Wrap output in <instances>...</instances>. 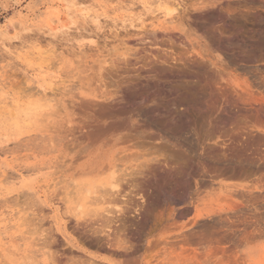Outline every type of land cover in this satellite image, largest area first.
<instances>
[{"label":"rangeland","instance_id":"374dc122","mask_svg":"<svg viewBox=\"0 0 264 264\" xmlns=\"http://www.w3.org/2000/svg\"><path fill=\"white\" fill-rule=\"evenodd\" d=\"M168 53L181 61L194 60L191 77L186 78L189 83L182 80L194 94L198 133L211 134L206 143L215 150L204 154L198 145L192 149L183 141L191 135L194 144V129L180 134L178 149L190 158H178L181 162L163 148L154 153L139 148L143 158L132 155L126 145L108 146L112 171L100 183L107 188L99 186L84 200L76 189L77 162H72L82 140L80 134L68 131L76 125L71 120L82 113L74 112L70 101L99 95L112 109L99 118L100 124L107 128L113 122L121 124L129 117L133 64L140 70L135 72L139 82L156 69L159 73ZM202 71L220 103L209 88L203 89ZM152 98L149 105L159 104L157 117L147 118L151 130L163 135L159 121L166 114L165 95L156 93ZM255 108L264 115V0H0V264H132L133 253L141 264H264V131L254 127ZM222 114L230 117L227 123L221 121ZM95 132L92 128L87 135ZM109 132L105 134L124 135ZM168 154L173 161L167 164ZM247 159L254 162L253 173L245 178L219 171L238 161L248 166ZM164 168L189 184L186 189L184 183L164 185L178 199L187 198V204L174 203L178 210L172 215L180 219L164 222L141 241L139 231L146 220L154 216L160 220L161 212L166 217L171 209L156 186L155 177ZM121 191L131 192L125 194L131 198L126 204ZM106 217L112 223L105 222ZM187 223L190 226L184 227ZM183 231L187 238L191 233L188 241L193 244L169 239ZM134 246L140 247L137 253ZM218 246L227 252L219 253Z\"/></svg>","mask_w":264,"mask_h":264},{"label":"bare ground","instance_id":"6f19581e","mask_svg":"<svg viewBox=\"0 0 264 264\" xmlns=\"http://www.w3.org/2000/svg\"><path fill=\"white\" fill-rule=\"evenodd\" d=\"M165 20V19H164ZM170 20V19H169ZM168 20V21H169ZM165 21H167V20H165ZM163 23H164V21H162ZM167 23V22H166ZM165 24V23H164ZM253 30V29H252ZM259 30V29H258ZM262 32V31H261ZM262 39V38H261ZM256 42V41H255ZM220 44H222V43H220ZM220 47H222V46H220ZM133 54V53H132ZM173 53H168V54H166L165 56H163V60H162V62H161V65H160V67H159V73L157 72L156 73V71H158L157 69H156V71H155V73H153V74H148V75H145V76H143V78L139 81V82H136V78H135V76H136V74H135V72H136V70L138 71L139 69H136V67H135V65L136 64H133V66H132V68L130 69V76H131V80H130V82H129V90H128V95H127V102H128V110H126L127 112H129V117H128V120L127 121H124V122H121V124L120 123H118V124H114L115 122H113V124L111 125V126H109V128H107V127H104V126H102L103 124H100V117H103L104 115H107L108 113H110L111 111H112V109L110 108V106L107 104V103H105L104 101H102L101 100V98L100 97H98V96H92V97H87V96H83V95H81V96H78V97H76L75 99H72V101H70V102H72L71 103V105L70 106H72V108L74 109V112L76 111H78V113H82L79 117H75L73 120H71V121H73V122H76V125L75 126H73V127H70V128H68V131H69V133L70 132H73V133H75L76 134V136H78L77 134H80V139L82 140V147H81V149H80V152H79V154L78 155H76L74 158H73V163L74 162H77V164L75 165V167H73L74 169V171L75 172H77L78 173V175H79V177H80V182H79V184L76 186V185H74L73 184V187L74 186H76V187H79V188H76V189H78V193H81V195H82V197H84V200L85 199H87V198H89V197H91L92 195H93V193H95V192H97V191H95L96 190V188L98 189V187L100 186L101 187V184L100 183H102L103 182V180L105 179V178H107L108 177V173H109V170H111L112 169V167H111V162L113 161H111V156L109 155V153H108V151H109V147L110 146H116V145H126V146H128L129 147V149H130V151H131V153H132V155L134 154V155H137V156H142L143 157V155L144 154H139L138 153V149L139 148H143L144 149V147H146V148H148L149 150L148 151H151L152 153H154V151L153 150H155V149H157V148H163V149H167V150H169V151H171L172 152V154H170L171 156H172V158H174V160H175V162H181L179 159H180V157H183L184 158V156H185V158L187 157V155H188V158H189V154H185L182 150H180L181 148H180V146L178 145V141L180 140V134L181 133H183V132H186V131H189V130H191V129H194L196 132H195V136H196V138H195V142H194V144H192L191 143V140H194V139H191L190 137H191V135H186V136H184V138H183V141H188L189 142V144H191L192 145V149H193V147L195 146V144L196 145H198L199 147H201L202 148V150H203V153L204 154H207V153H209L208 151H212V150H208V149H211L212 148V146H211V148H210V146H208L207 145V143H206V141H207V139H209V136H211V134L209 135L208 133H206L205 135L204 134H199L198 133V127H197V124H196V121L194 120V118H193V109H192V106H193V101H194V94H192V92H191V87L189 88V86H188V84H186L187 82L189 83V80H186V78H190L191 77V74H192V72H191V70H190V67H191V62L192 61H194L193 59H191V58H187L186 60H183V61H181V60H179V59H177L176 57H173V55H172ZM242 55V54H241ZM238 56V55H237ZM147 57V56H146ZM145 57V58H146ZM144 58V57H143ZM148 58V57H147ZM128 59V58H127ZM142 59V58H141ZM131 61V60H130ZM140 61V60H139ZM127 62H128V60H127ZM148 62V61H147ZM202 62V61H201ZM129 63V62H128ZM132 63V62H131ZM149 63V62H148ZM151 63V62H150ZM127 64V63H126ZM144 64V63H143ZM146 64V63H145ZM144 64V65H145ZM141 68V67H140ZM103 69V68H102ZM151 69V68H150ZM142 70V69H141ZM205 70V69H204ZM127 71V70H126ZM147 71H150V70H147ZM152 71V70H151ZM103 73H105V72H103ZM139 73H140V70H139ZM143 73V72H142ZM151 73V72H150ZM205 71H202V75H200L201 77L200 78H202L201 80H202V82H201V85H202V87H203V89H207V88H209L208 90H209V94H211L210 96H214L216 99H218V103H220V96H219V94H218V92H217V90L215 89V88H213L212 86H210L209 85V83H208V81H207V78H206V76H205ZM102 75V74H101ZM107 75V74H106ZM94 77H96L97 78V76H94ZM103 77H105V76H103ZM181 77V78H180ZM182 77H184V79L187 81H185V80H182ZM96 78H95V80H96ZM127 79H129V78H127ZM95 82V81H94ZM150 85V90L152 91V93L150 92L149 93V91L150 90H148V86ZM102 90V89H101ZM206 91V90H205ZM204 91V92H205ZM77 93V92H76ZM107 93V92H106ZM109 93V92H108ZM107 93V94H108ZM156 93H161V94H164L165 95V103H164V106L166 107L165 108V111H166V114L164 115V117L163 118H161V120L159 121V126H160V129H161V131L163 132V135H160V133L159 134H157L156 132H153L152 130H151V127H152V125H151V120L149 119V118H147L148 116H150V118L151 117H157V116H155L157 113V110H158V108H157V106L159 105V104H155V105H149V103H151L152 102V97L154 96V95H156ZM251 94V93H250ZM101 95V94H100ZM77 96V95H76ZM263 96V95H262ZM55 97V96H54ZM74 97V96H73ZM214 97H212V98H214ZM252 96H250V100L251 99H253L254 97H252ZM45 98V97H44ZM209 98V97H208ZM262 98V97H261ZM246 99V98H245ZM256 99V98H255ZM41 100V99H40ZM43 100V99H42ZM47 100V99H46ZM45 100V101H46ZM66 100V99H65ZM106 100H108V99H106ZM204 100V99H203ZM48 101H49V99H48ZM154 101V100H153ZM216 101V100H215ZM257 101L259 102L260 101V103H262L261 102V100H258V98H257ZM248 102L249 103H252V102H250L249 100H248ZM69 103V102H68ZM229 103H230V101H229ZM45 104V103H44ZM40 105H42V104H40ZM219 105V104H218ZM251 105V104H250ZM258 105V104H257ZM44 106H46V105H44ZM255 106V105H254ZM253 105H252V107H254ZM259 106V105H258ZM58 108H59V106H57ZM159 107V106H158ZM218 107V106H217ZM251 107V108H252ZM260 107H261V105H260ZM259 107V108H260ZM57 108V109H58ZM259 108L257 109V108H255L254 109V115H255V119H256V124L254 125V127L256 128V129H259V130H261V132L262 131H264V115H263V111L262 110H259ZM223 109V108H222ZM60 109H58V111H59ZM215 110V109H214ZM249 110V109H248ZM247 110V111H248ZM63 111V110H62ZM72 111V110H71ZM117 111V110H116ZM225 111V110H224ZM260 111H262V112H260ZM73 112V111H72ZM249 112V111H248ZM247 112V113H248ZM78 113L77 114H75V115H78ZM246 113V112H245ZM246 113V114H247ZM47 114V113H46ZM51 114H54V113H51ZM56 114V113H55ZM58 114L59 113H57V115L56 116H58ZM226 114V113H225ZM225 114H222L220 117H221V121L222 122H225V123H227L228 121H229V119H230V117L229 116H227V115H225ZM243 114V113H242ZM249 114V113H248ZM251 114V113H250ZM245 115V114H244ZM207 116V115H206ZM250 116V115H249ZM248 116V117H249ZM251 116H252V114H251ZM250 116V117H251ZM219 117V116H218ZM72 118V117H71ZM154 118H152V119H154ZM204 118V117H203ZM253 118H254V116H253ZM102 119V118H101ZM206 119H207V117H206ZM206 119H205V121H206ZM67 120V119H66ZM255 121V120H254ZM66 123V122H65ZM72 123V122H71ZM63 125H64V123H63ZM65 126H66V124H65ZM64 126V127H65ZM253 126V125H252ZM67 127V126H66ZM52 128V127H51ZM92 128H93V130L95 129L96 130V134L95 135H93V134H91V135H87V133H89L91 130H92ZM66 129V128H65ZM109 130L110 131H113V132H120V133H124V135H108V134H105V133H108L109 132ZM65 131V130H64ZM110 133V132H109ZM120 133H118V134H120ZM164 133H165V135H164ZM198 133V134H197ZM210 133V132H209ZM74 134V135H75ZM83 134V135H82ZM105 134V135H104ZM65 135V134H64ZM72 135V134H71ZM72 137V136H71ZM193 137V136H192ZM77 138V137H76ZM80 139H78V140H80ZM74 140V139H73ZM210 141V140H209ZM77 142V141H76ZM78 142H80V141H78ZM180 143V142H179ZM252 144V143H251ZM109 146V147H108ZM125 146V147H126ZM179 146V147H178ZM197 147V146H196ZM195 147V148H196ZM214 147V146H213ZM178 148H180V149H178ZM142 149V150H143ZM192 149H190V150H192ZM197 149V148H196ZM195 149V150H196ZM213 149V148H212ZM217 149V148H216ZM74 150V149H73ZM79 150V149H78ZM121 150V149H120ZM186 150V149H185ZM213 150H215V147H214V149ZM254 150V149H253ZM141 151V150H140ZM146 151V150H145ZM191 152V151H190ZM224 152V151H223ZM259 152V151H258ZM221 153V152H220ZM147 154V153H146ZM185 154V155H184ZM254 155H255V150H254V153H253ZM252 154V155H253ZM258 154V153H257ZM169 155V154H168ZM170 155L169 156H166V158H165V162L167 161V164L169 163V161H173V159L172 158H169L170 157ZM183 155V156H182ZM203 155V154H202ZM209 155V154H208ZM214 155V154H213ZM222 155H224V154H222ZM225 155H227V154H225ZM207 156V155H206ZM230 156V155H229ZM163 157H164V155H163ZM205 157V156H204ZM210 157V156H209ZM216 157V156H215ZM218 157V156H217ZM216 157V158H217ZM220 157V156H219ZM224 157V156H223ZM231 157V156H230ZM241 157H242V155H241ZM247 157V156H246ZM254 159H255V157L254 156H252ZM144 158V157H143ZM179 158V159H178ZM188 158H187V160H188ZM210 158H213V157H210ZM234 158V157H233ZM243 158V157H242ZM258 158V157H257ZM190 159V158H189ZM218 159V158H217ZM216 159V160H217ZM221 159V158H220ZM244 159V158H243ZM71 160V159H70ZM152 160H156V162L158 161V159H155L154 157H153V159ZM152 160H150V161H152ZM176 160H178V161H176ZM183 160H185V159H183ZM224 160H225V157H224ZM227 160V159H226ZM235 160V159H234ZM256 160V159H255ZM264 160V159H263ZM146 161H149V160H146ZM202 161V160H201ZM236 161V160H235ZM247 161H248V159H247ZM257 161V160H256ZM154 162V161H153ZM161 162V161H160ZM191 162V161H190ZM219 162H220V160H219ZM222 162V161H221ZM232 162V161H231ZM249 162V161H248ZM253 162V161H252ZM252 162H249V165L247 166L246 165V163H245V165L242 163V162H240V161H238V162H235V164L233 165V164H231L232 166H230L229 164V166L226 164V166H228V167H225V168H221L222 166L220 165V168L219 167H217L216 169L217 170H219V171H222L223 173L225 172V173H228V174H230L231 176L230 177H233V178H236L237 177V179H240V177H246V175H248V174H251V173H253L252 172V165H253V163ZM200 163V162H199ZM232 163H234V162H232ZM263 163V162H262ZM67 164V163H66ZM154 164H156L155 162H154ZM183 164V163H182ZM201 164L202 165H206L207 164V162H206V160L204 161H202L201 162ZM218 164H220V163H218ZM248 164V163H247ZM74 165V164H73ZM116 165V164H115ZM143 165H144V163H143ZM142 165V166H143ZM146 165V164H145ZM158 165V164H157ZM161 165H162V163H161ZM160 165V166H161ZM177 165H179V164H177ZM260 165H261V163H260ZM262 166V165H261ZM162 167H164V166H162ZM179 167V166H178ZM71 168V167H70ZM156 168H158V167H156ZM161 168V167H160ZM173 169H174V167H172ZM254 168V167H253ZM169 169V168H168ZM167 168H164L162 171H161V173H160V175H158V177H155L156 178V182H157V185L156 186H158V188H160V190H162L163 192V198H164V201L167 203V205H169L168 207L169 208H171L170 209V211L168 210L167 212H165V213H167L166 215V217H163V215H162V212H161V216H160V220H158V217L156 218V216H154V217H150V218H148L147 220H146V222H145V225L144 224H142V225H144L143 227H142V230H141V232L139 231V235H140V239H141V241H145V238L146 237H148V236H146V235H148V234H150L152 231H155L157 228H159L164 222V224H166L167 223V221H175V222H177V218H179L178 216H177V214H176V216H173L172 215V211H174L175 209H176V207L174 206V203L177 205H180L179 203H185V204H187V201H186V199L187 198H185V197H182V198H185V200H181V199H178L177 197H176V195L174 194V192L173 191H171L170 192V190L168 191L167 189H165V184H167V183H173L175 186L177 185H181V184H183L184 183V181L182 180V179H180V178H182V177H180L179 178V175H178V177H177V175L175 176V173H172L171 171H169ZM207 169V168H206ZM205 169V170H206ZM216 169H214V170H216ZM255 169V168H254ZM66 170H68V169H66ZM158 170V169H157ZM160 170V169H159ZM210 169H208V171H209ZM213 170V171H214ZM112 171V170H111ZM110 171V172H111ZM117 171V170H116ZM211 171V170H210ZM209 171V172H210ZM159 172V171H158ZM157 172V173H158ZM177 172H179V171H177ZM206 172V171H205ZM221 172V173H222ZM77 173H74V174H77ZM156 174V173H155ZM174 174V175H173ZM206 174H207V172H206ZM216 174V176H217V172L215 173ZM122 175H125V174H122ZM130 175V174H129ZM147 175V174H146ZM219 175V174H218ZM223 175V174H222ZM226 175V174H225ZM66 176V175H65ZM78 177V176H77ZM226 177H228V176H226ZM230 177H228V178H230ZM244 177V178H245ZM116 178V177H115ZM120 178V177H119ZM191 178V177H190ZM205 178V177H204ZM209 178V177H208ZM217 178V177H216ZM118 178H116L115 179V181H113V182H115L116 183V180H117ZM121 179H123L122 177H121ZM224 179V178H223ZM127 180V179H126ZM234 180V179H233ZM118 181H121V180H118ZM135 181H136V179H135ZM212 181V180H211ZM68 182V181H67ZM77 182V181H76ZM155 182V181H154ZM70 183V182H69ZM107 183V182H106ZM118 183V182H117ZM136 183V182H135ZM187 183H189V182H187ZM237 183V182H236ZM72 184V183H71ZM71 184H69V185H71ZM76 184V183H75ZM100 184V185H99ZM138 184V183H137ZM135 185V184H134ZM168 185V184H167ZM173 185V186H174ZM183 185H185V189H186V187H189V184H183ZM107 186V185H106ZM119 186H121L120 185V183H119ZM103 187H105V186H103ZM103 187H101V188H103ZM134 187V186H133ZM135 187H137L136 185H135ZM167 187V186H166ZM247 187V186H246ZM101 188H99V189H101ZM106 188L107 187H105V190H106ZM111 188V187H110ZM110 188H109V190H110ZM120 188V187H119ZM138 188V187H137ZM168 188V187H167ZM73 189V188H72ZM71 189V190H72ZM134 189V188H133ZM136 189V188H135ZM188 189V188H187ZM74 190V189H73ZM105 190H104V192H105ZM115 190V189H114ZM113 190V191H114ZM119 190H121V189H119ZM119 190H116L117 192L119 191ZM140 191L139 190V188L138 189H136L135 191ZM167 190V191H166ZM173 190H174V188H173ZM184 190V189H183ZM102 191H103V189H102ZM101 191V193H104V192H102ZM114 192V194H116V197H119V195L120 194H118L117 192ZM188 191V190H187ZM187 191H185L186 193H188ZM76 192V191H75ZM123 191H121V193H122ZM125 192H128V191H125ZM130 192V191H129ZM133 192V191H132ZM158 192H160V191H158ZM184 192V193H185ZM107 193H109L108 192V189H107ZM106 193V194H107ZM131 193V192H130ZM129 193V194H130ZM190 193V192H189ZM188 193V194H189ZM105 194V195H106ZM113 194V193H112ZM111 194V192H110V194H109V196H111L112 195ZM118 194V195H117ZM123 194V193H122ZM121 194V195H122ZM125 194H127V195H129L128 193H125ZM125 194H123V196H121V197H123L122 198V202H124L125 204L127 203V201H128V199L130 198V196H129V198H128V196L127 195H125ZM134 194H136V193H134ZM69 195H70V193H69ZM75 196H76V194H74ZM80 195V194H79ZM97 195V194H96ZM103 195V194H102ZM102 195H100V196H102ZM186 195V194H185ZM251 195V194H250ZM114 196V195H113ZM112 196V197H113ZM131 196H132V194H131ZM178 196V195H177ZM74 197V196H73ZM78 197V196H77ZM95 197V196H94ZM115 197V198H116ZM162 197V196H161ZM71 198V197H70ZM99 197H97L96 199H98ZM103 199H104V201H106L105 199V197H102ZM114 197H113V199H115ZM160 198V197H159ZM254 198H256V196L254 197ZM254 198H249L250 200H252V199H254ZM101 199V198H100ZM111 199V198H110ZM113 199H111L110 201L111 202H113ZM131 199V198H130ZM133 199V198H132ZM161 199V198H160ZM78 199H76V201H77ZM94 200V199H93ZM92 200V201H93ZM108 200V199H107ZM117 200V199H116ZM116 200H114V201H116ZM154 200V199H153ZM189 200V199H188ZM255 201H256V199H254ZM258 200V199H257ZM96 201V200H95ZM98 202H99V200H97ZM102 201V200H101ZM110 201H108V202H110ZM131 201V200H130ZM148 201V200H147ZM73 202V201H72ZM97 202V203H98ZM107 202V201H106ZM121 202V203H122ZM158 202H160V201H158ZM164 202V203H165ZM193 203V202H192ZM78 204V203H77ZM76 204V205H77ZM163 204V203H162ZM171 204V205H170ZM127 205H129V204H127ZM132 205V204H131ZM173 205V207H171ZM178 205H177V207H178ZM87 206H89V205H87ZM142 206V205H141ZM157 206V205H156ZM114 207V206H113ZM123 207V206H122ZM127 207V206H126ZM179 207H181V205L179 206ZM192 207V206H191ZM191 207H190V209H191ZM96 208V207H95ZM106 208V207H105ZM109 208V207H108ZM110 208H112V207H110ZM156 208V207H155ZM166 208V207H165ZM97 209V208H96ZM141 209V208H140ZM157 209H159V208H157ZM161 209V208H160ZM162 209H164V208H162ZM91 210H93L92 208L90 209V211ZM111 210V209H110ZM124 210V209H123ZM136 210H137V208H136ZM176 210H178V208L176 209ZM175 210V211H176ZM181 210V209H180ZM183 210V209H182ZM181 210V211H182ZM88 211H89V209H88ZM87 211V212H88ZM106 211V210H105ZM109 211V210H108ZM160 211V210H159ZM159 211H157V212H159ZM180 211V212H181ZM86 211H85V213H87ZM92 212V211H91ZM94 212H95V210H94ZM98 212V209L96 210V213ZM111 212V211H110ZM113 212V211H112ZM124 212V211H123ZM177 212V211H176ZM183 212H185V211H183ZM182 212V213H183ZM190 212V211H189ZM93 213V212H92ZM96 213H95V215H96ZM102 214L104 213V212H101ZM160 213V212H159ZM159 213H157V214H159ZM165 213H163L164 215H165ZM174 213V212H173ZM75 214V213H74ZM106 214V213H105ZM116 214V213H115ZM153 214V213H152ZM187 213L185 212V215H186ZM82 215H83V213H82ZM88 215V214H87ZM86 215V216H87ZM91 215V214H90ZM90 215H89V217H90ZM94 215V214H93ZM160 215V214H159ZM179 215V214H178ZM180 215H182V214H180ZM184 215V216H185ZM196 215H197V213H196ZM97 216H98V214H97ZM99 216H100V213H99ZM198 216H200V214L198 215ZM195 217V216H194ZM193 217V218H194ZM244 217V216H243ZM247 217V216H246ZM245 217V218H246ZM255 218H256V216H254ZM249 218H251V220H252V217L250 216ZM254 218V219H255ZM87 219V218H86ZM90 219V218H89ZM107 219H109V223L111 222L110 221V218H108V217H106V220H105V222H107L108 220ZM119 219V218H118ZM121 219V218H120ZM180 219V218H179ZM178 219V220H179ZM247 219V218H246ZM96 220V219H95ZM248 220V219H247ZM257 220V219H256ZM80 221V220H79ZM78 221V222H79ZM82 221V220H81ZM80 221V222H81ZM123 221V220H122ZM159 221V222H158ZM196 221H198V220H196ZM200 221V220H199ZM198 221V222H199ZM253 221H255V220H253ZM259 221V220H258ZM79 222V223H80ZM193 222V221H192ZM203 222V221H202ZM242 222V221H241ZM256 222V221H255ZM78 223V224H79ZM108 223V224H109ZM112 223V222H111ZM190 223V222H189ZM205 223V222H204ZM211 223V222H210ZM234 223V222H233ZM252 223V222H251ZM82 224H84V221H83V223ZM105 225H106V223H104ZM196 224H198V223H196ZM249 224V223H248ZM86 225H87V223H86ZM91 225V224H90ZM100 225V224H99ZM105 225H104V227H105ZM205 225V224H204ZM207 225V224H206ZM211 225V224H210ZM77 226V225H76ZM79 226V225H78ZM85 226V225H84ZM89 226V225H88ZM108 226V225H107ZM110 226V225H109ZM121 226V225H120ZM165 226V225H164ZM187 226H190L188 223L186 224V225H184V227H187ZM202 226V225H201ZM209 226V225H208ZM212 226V225H211ZM103 227V226H102ZM115 227V226H114ZM113 227V228H114ZM126 227V226H125ZM124 227V228H125ZM73 228V227H72ZM75 228V227H74ZM128 228V227H127ZM201 228V227H200ZM202 228H203V226H202ZM211 228V227H210ZM69 229V228H68ZM126 229V228H125ZM124 229V230H125ZM204 229V228H203ZM106 230V229H105ZM211 230V229H210ZM80 231V230H79ZM157 231V230H156ZM215 231V230H214ZM213 231V232H214ZM217 231H219V229L217 230ZM184 232V231H183ZM222 232V231H221ZM154 233V232H153ZM197 233V232H196ZM205 233V232H204ZM203 233V234H204ZM218 234H219V232H217ZM217 233H215V234H217ZM85 234V233H84ZM112 234V233H111ZM195 234V233H194ZM193 234V235H194ZM214 234V233H213ZM113 235H115L114 233H113ZM188 235H190L191 236V233L190 234H188ZM192 235V236H193ZM198 235V234H197ZM202 235V234H201ZM205 235H207V233L205 234ZM252 235V234H251ZM86 236H88L87 234H86ZM96 236V235H95ZM190 236H188V238H187V234H185V232L184 233H180V234H178V235H175V236H172V237H170L169 239H172V240H174L175 242H180V241H185V244H187L189 241H188V239H189V237ZM212 236V235H211ZM217 236V235H216ZM220 236V235H219ZM246 236V235H245ZM94 237V236H93ZM107 237V236H106ZM115 237V236H114ZM208 236H206V238H207ZM226 237V236H225ZM139 238H137V239H139ZM213 238V237H212ZM215 238H217V237H214V239ZM222 238V237H221ZM220 238V239H221ZM227 238V237H226ZM83 239V238H82ZM90 239V238H89ZM89 239H87V237L85 238V240H89ZM95 239V238H94ZM121 239H123V238H121ZM147 239V238H146ZM199 239V238H198ZM202 239H204V237L202 238ZM209 239H211V237L209 238ZM219 239V237H218V241H220L221 243H222V241ZM243 239V238H242ZM84 240V241H85ZM98 240V239H97ZM108 240V239H107ZM190 240V239H189ZM197 240V239H196ZM200 240V239H199ZM208 240V239H207ZM211 240H213V239H211ZM217 240H215L214 241V243L217 241ZM92 241V240H91ZM91 241H89L90 243H91ZM186 241H187V243H186ZM202 241V240H201ZM223 241H225V240H223ZM235 241V240H234ZM101 242V241H100ZM105 242V241H104ZM110 242H111V240H110ZM113 242V241H112ZM119 242L120 241H118L117 243L119 244ZM127 242V241H126ZM193 242V241H192ZM197 242V241H196ZM205 242V241H204ZM209 242V241H208ZM212 242V241H211ZM92 243H93V241H92ZM95 243H96V241H95ZM116 243V242H115ZM115 243L113 242L112 244H114L115 245ZM121 243V242H120ZM184 243V242H183ZM190 244H193V243H191V242H189ZM221 243H220V245H221ZM88 244V243H87ZM105 244V243H104ZM122 244H124L123 242H122ZM129 244V243H128ZM177 244V243H176ZM195 244V243H194ZM217 244V243H216ZM120 245V244H119ZM188 245V244H187ZM89 246V245H88ZM93 246V245H92ZM96 246V245H95ZM190 246V245H189ZM216 246V245H215ZM214 246V247H215ZM104 247V246H103ZM113 247H115V246H113ZM121 247V246H120ZM131 247H133L132 245L129 247L130 249H131ZM135 247V246H134ZM152 247V246H151ZM101 248V247H100ZM124 248H126V246L124 247L123 246V249ZM128 248V247H127ZM128 248V249H129ZM139 248L140 247H138V248H136L135 247V250H133L132 249V251L133 252H138V250H139ZM216 248V247H215ZM218 249H216V250H218V252L220 253L221 251L223 252V254L225 253V252H227V250H223L224 248H222V246L219 248V246L217 247ZM188 249V248H187ZM228 249V248H227ZM120 250V249H119ZM124 250H126V249H124ZM192 250V249H191ZM216 250H214V253H213V251H212V253L211 254H215V251ZM231 250V249H230ZM115 251V250H114ZM118 251V250H117ZM187 251H189V252H191L190 251V249L189 250H187ZM194 251V250H193ZM130 252V251H129ZM217 252V253H218ZM221 252V253H222ZM233 252V251H232ZM132 253V252H131ZM218 253V254H219ZM234 253H236V251L234 252ZM125 254V253H124ZM196 254V253H195ZM204 254V253H203ZM231 254V253H230ZM229 254V255H230ZM126 256H129V255H127V254H125ZM133 255H135L134 253H133ZM133 255L131 256L132 258L131 259H133V260H131L132 261V264H141L140 263V261H139V259H137V258H135V256H134V258H133ZM193 255V254H192ZM201 255V254H200ZM226 255H227V253H226ZM123 256V255H122ZM204 256V255H203ZM232 256V255H231ZM197 257V256H196ZM208 257V256H207ZM233 257H236L237 259H238V256H236V254H234L233 255ZM232 257V258H233ZM118 258V257H117ZM119 258H120V256H119ZM125 258V257H124ZM127 258V257H126ZM128 258H130V257H128ZM223 258V257H222ZM123 259V258H122ZM229 259V258H228ZM120 260V259H119ZM126 260V259H125ZM130 260H127V262L126 263H128V261L130 262ZM230 260V259H229ZM232 260V259H231ZM240 260V259H239ZM123 261H124V259H123ZM219 262V261H218ZM220 262H222L221 260H220ZM229 262V261H228ZM232 262H234V260L232 261ZM237 262V261H236ZM217 263V262H216Z\"/></svg>","mask_w":264,"mask_h":264}]
</instances>
